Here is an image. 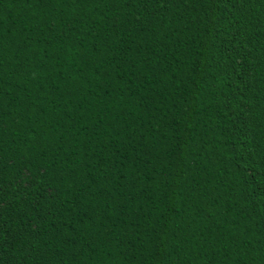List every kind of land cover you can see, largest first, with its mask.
<instances>
[{
    "label": "trees",
    "instance_id": "obj_1",
    "mask_svg": "<svg viewBox=\"0 0 264 264\" xmlns=\"http://www.w3.org/2000/svg\"><path fill=\"white\" fill-rule=\"evenodd\" d=\"M0 264H264V0H0Z\"/></svg>",
    "mask_w": 264,
    "mask_h": 264
}]
</instances>
